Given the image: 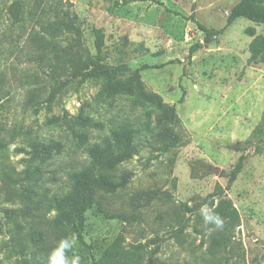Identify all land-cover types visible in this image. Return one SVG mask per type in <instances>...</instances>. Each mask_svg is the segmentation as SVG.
<instances>
[{
	"label": "rangeland",
	"instance_id": "obj_1",
	"mask_svg": "<svg viewBox=\"0 0 264 264\" xmlns=\"http://www.w3.org/2000/svg\"><path fill=\"white\" fill-rule=\"evenodd\" d=\"M13 1L0 0V264L20 257L21 189L61 198L94 146L123 130L135 150L111 166L113 184L86 212L93 248L67 239L70 262L97 258L122 235L140 264H264V62L250 60L247 31L264 35V23L239 17L219 33L240 0H22L16 23ZM66 11L84 45L95 51L93 29H103L107 61L140 70L147 91L174 105L185 144L163 149L156 106L108 95L102 79L51 72L42 24ZM35 140L48 146L39 157ZM221 202L239 218L217 228L201 210L213 215Z\"/></svg>",
	"mask_w": 264,
	"mask_h": 264
},
{
	"label": "trees",
	"instance_id": "obj_2",
	"mask_svg": "<svg viewBox=\"0 0 264 264\" xmlns=\"http://www.w3.org/2000/svg\"><path fill=\"white\" fill-rule=\"evenodd\" d=\"M22 6V0H15L8 6L7 11L16 23L23 18ZM63 14L61 21L56 19L42 24L49 36V38L43 37V40L52 53L51 72L53 74L67 73L73 78H81L84 81L102 79L108 95L124 92L130 95L136 104L150 103L156 106L159 110L157 128L164 144L163 149L168 150L185 144L188 141L183 135L186 133L185 128L174 105L164 101L160 94L147 91L141 79L140 70L137 69L128 74V68L124 63L112 64L107 61L103 29L96 27L93 29L95 51H92L81 41V28L77 24V15L71 11L63 12ZM227 17V24L218 30L219 33H223L225 28L239 17L264 23V0H240L233 6ZM247 31L254 36L249 46L250 60L254 63L264 62V35H256L253 27H249ZM64 32L74 35L75 40L62 45L57 38ZM258 130L259 128L254 134ZM103 144L105 146L101 147ZM46 145L43 141L33 142L31 146L34 148L35 157L41 156V153L48 148ZM133 150H135V143L130 130L115 133L112 139H103L102 144L97 143L94 146L90 162L73 173L72 186L61 198L54 196L44 199V194L40 195L28 185L24 186L21 189L24 200L22 224L26 230L19 245L20 257L17 264H48L49 257L59 246V242L69 237L75 238L80 248L83 246L88 249L93 248L83 236L86 212L95 203L101 202L102 193L100 192L109 189L113 184L111 166L128 159L133 154ZM244 158V155L239 158L236 171L242 168ZM34 174L35 172L29 178L35 179ZM214 214L219 215L221 219L228 217L238 221L239 218L237 210L225 202H221L214 209ZM121 236H117L95 259L89 260L77 255L82 258L79 264H140L139 247H136L133 252L127 251L122 245L123 237ZM63 258L65 264H74L68 259L67 246L63 248Z\"/></svg>",
	"mask_w": 264,
	"mask_h": 264
},
{
	"label": "clouds",
	"instance_id": "obj_3",
	"mask_svg": "<svg viewBox=\"0 0 264 264\" xmlns=\"http://www.w3.org/2000/svg\"><path fill=\"white\" fill-rule=\"evenodd\" d=\"M202 215L204 216L205 222H213L215 223L217 228H221L223 226V220L219 215L213 214L208 215L206 212V208L201 210ZM68 240L64 239L59 242V246L53 251L51 256L49 257L48 264H65L63 258V248L67 246ZM79 257H75L74 264H79Z\"/></svg>",
	"mask_w": 264,
	"mask_h": 264
}]
</instances>
